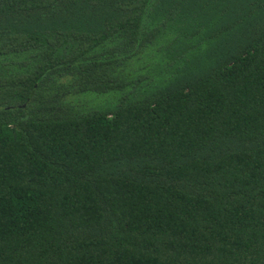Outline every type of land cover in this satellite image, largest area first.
Here are the masks:
<instances>
[{
  "label": "trees",
  "instance_id": "16d2710c",
  "mask_svg": "<svg viewBox=\"0 0 264 264\" xmlns=\"http://www.w3.org/2000/svg\"><path fill=\"white\" fill-rule=\"evenodd\" d=\"M0 264H264V0H0Z\"/></svg>",
  "mask_w": 264,
  "mask_h": 264
}]
</instances>
